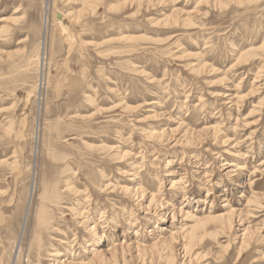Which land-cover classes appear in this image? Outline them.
<instances>
[{
	"label": "rangeland",
	"instance_id": "374dc122",
	"mask_svg": "<svg viewBox=\"0 0 264 264\" xmlns=\"http://www.w3.org/2000/svg\"><path fill=\"white\" fill-rule=\"evenodd\" d=\"M61 261L264 264V0H0V264Z\"/></svg>",
	"mask_w": 264,
	"mask_h": 264
},
{
	"label": "bare ground",
	"instance_id": "6f19581e",
	"mask_svg": "<svg viewBox=\"0 0 264 264\" xmlns=\"http://www.w3.org/2000/svg\"><path fill=\"white\" fill-rule=\"evenodd\" d=\"M163 1V0H162ZM47 2V1H46ZM48 5V4H47ZM47 9H48V12H49V10H50V8L49 7H47ZM48 14V13H47ZM57 14H61V16L63 17V19L65 20V19H67V17L66 16H64L62 13H57ZM57 18V17H56ZM46 23H47V20H46ZM46 23H45V25H46ZM60 24H62L63 25V22H61L60 21ZM71 26V25H70ZM70 26H64L63 25V27L64 28H68L69 29V27ZM150 39V38H149ZM45 40V39H44ZM42 49H44V48H42ZM44 51V50H43ZM246 60H247V58H246ZM242 61V60H241ZM214 129V128H213ZM165 131V130H164ZM190 133V132H189ZM192 134V133H191ZM215 134V133H214ZM217 134V133H216ZM215 134V135H216ZM218 134H222V133H220V132H218ZM188 135V133L187 132H185V134H184V136L186 137ZM214 135V136H215ZM171 136V135H170ZM183 136V137H184ZM165 137H167V134H166V132H164L163 134H161V135H150L149 136V139H153V140H156V139H158L159 141H166V139L169 137H167V138H165ZM170 138V137H169ZM187 138V137H186ZM219 138V137H218ZM190 139V138H189ZM188 139V143H191V140H193V139H191V140H189ZM169 140V139H168ZM179 142V141H178ZM178 142H176L177 144H178ZM222 166H228V168L226 169L227 171H228V173H232V172H234V171H232L230 168H234V166H235V164H233V163H228V162H225ZM208 176V175H207ZM180 185V184H179ZM175 186V185H174ZM124 191L125 192H127V193H132L131 191V189H128V188H124ZM140 191V190H139ZM142 194V193H141ZM31 195H33V190H32V194ZM31 197H33V196H31ZM150 198H151V200H150V204H155L156 202H158L159 200H158V197H156V196H150ZM161 202V201H160ZM166 209H172L171 211H172V213H174L175 212V210H174V208H171L170 206H168V207H166ZM178 211V210H177ZM235 213L236 212H232L231 214H228L227 216H225V215H222L223 217V220L227 223V224H229V225H231V222H232V218L234 217V215H235ZM28 216H29V209H28V212H27V215H26V218H25V221H24V227H23V230L25 229V227H26V224H27V220H28ZM85 217V216H84ZM189 219V218H188ZM219 220V219H218ZM223 221V222H224ZM45 223V222H44ZM92 230H95V228H92ZM246 233V232H245ZM248 233V232H247ZM246 236V235H245ZM23 237V236H22ZM247 237V236H246ZM187 253H189V251L187 252ZM55 256L56 257H58V256H60V254H55ZM102 256H100V253L98 254V255H96V257H95V259H100ZM94 259V260H95ZM167 261H168V259H167ZM67 261H61V263H59V264H65Z\"/></svg>",
	"mask_w": 264,
	"mask_h": 264
},
{
	"label": "water",
	"instance_id": "95a60500",
	"mask_svg": "<svg viewBox=\"0 0 264 264\" xmlns=\"http://www.w3.org/2000/svg\"><path fill=\"white\" fill-rule=\"evenodd\" d=\"M63 22L64 26H70V23L67 19H63V17L61 16V14H57V22Z\"/></svg>",
	"mask_w": 264,
	"mask_h": 264
}]
</instances>
